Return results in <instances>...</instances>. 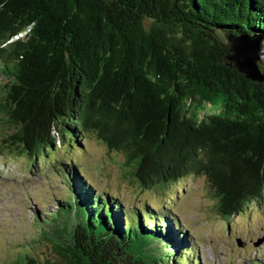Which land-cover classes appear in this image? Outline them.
Listing matches in <instances>:
<instances>
[{"label":"trees","instance_id":"16d2710c","mask_svg":"<svg viewBox=\"0 0 264 264\" xmlns=\"http://www.w3.org/2000/svg\"><path fill=\"white\" fill-rule=\"evenodd\" d=\"M241 35L264 41V0H0V155L35 163L93 133L141 189L204 177L228 222L264 203V80L227 59ZM69 163L35 221L58 259L20 264L188 263L166 209L124 211Z\"/></svg>","mask_w":264,"mask_h":264},{"label":"rangeland","instance_id":"374dc122","mask_svg":"<svg viewBox=\"0 0 264 264\" xmlns=\"http://www.w3.org/2000/svg\"><path fill=\"white\" fill-rule=\"evenodd\" d=\"M4 134L0 128V143ZM69 143L35 163L9 153L0 155V264H20L25 255L37 263L58 259L50 242L37 239L35 221L66 196L64 161L77 166L99 194L119 201L124 211L138 206L145 213V205L159 213L166 209L174 225L182 227L179 234L188 239L187 264H264V203L250 205L224 222L204 177L186 176L163 188L141 189L124 175L122 152L108 150L93 133L80 144ZM33 239L36 242L31 243Z\"/></svg>","mask_w":264,"mask_h":264},{"label":"water","instance_id":"95a60500","mask_svg":"<svg viewBox=\"0 0 264 264\" xmlns=\"http://www.w3.org/2000/svg\"><path fill=\"white\" fill-rule=\"evenodd\" d=\"M249 38H257L258 40H262V37L260 36H227L226 42L230 47L231 53V55H229L227 59L233 62V65L237 68L238 72L243 74L246 78L252 81L261 82L264 80V78L258 69L257 63L261 64L264 61L262 59L264 57V52H262L261 50L262 42L259 46L257 44H254L252 48H254L255 46L256 48L255 50H252V48H248L250 47V42L246 41ZM249 50H252V52H250ZM259 244L260 240L259 242L254 243V246H257Z\"/></svg>","mask_w":264,"mask_h":264},{"label":"bare ground","instance_id":"6f19581e","mask_svg":"<svg viewBox=\"0 0 264 264\" xmlns=\"http://www.w3.org/2000/svg\"><path fill=\"white\" fill-rule=\"evenodd\" d=\"M246 41L250 42V47H248V48H252V46H254V44H257L259 46L261 44V42H262V40H258L257 38H249ZM255 48H256V46L254 48H252V50H255ZM229 49H230V47H229ZM252 50H249V51L252 52ZM261 50H262V52H264L263 48H261Z\"/></svg>","mask_w":264,"mask_h":264},{"label":"built area","instance_id":"2783aa9c","mask_svg":"<svg viewBox=\"0 0 264 264\" xmlns=\"http://www.w3.org/2000/svg\"><path fill=\"white\" fill-rule=\"evenodd\" d=\"M19 36H21V35H19ZM19 36H18V37H19Z\"/></svg>","mask_w":264,"mask_h":264}]
</instances>
